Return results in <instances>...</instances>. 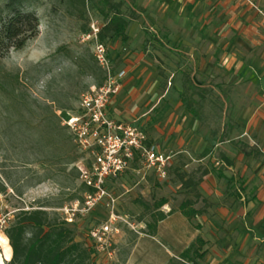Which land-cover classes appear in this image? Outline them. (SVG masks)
<instances>
[{"label": "rangeland", "instance_id": "374dc122", "mask_svg": "<svg viewBox=\"0 0 264 264\" xmlns=\"http://www.w3.org/2000/svg\"><path fill=\"white\" fill-rule=\"evenodd\" d=\"M65 1L25 2L24 11L37 17V35L21 50L5 52L0 47V185L4 188H0V212L48 204L52 207L48 211L66 219V212L58 207L84 201L80 169L88 165L89 156L79 152L73 140L68 144L70 133L62 122L57 132L52 129L55 117L77 109L81 94L105 77L94 56L99 42L107 48L115 74L129 70L119 109L114 110L123 122L115 123L144 132L148 146L155 145L173 156V166L164 180L129 171L108 183V190L117 198L116 213L128 217L135 229L122 226L113 257L93 253L94 263L169 264L172 259L180 260V255H165L161 244L170 246L166 238L139 243L147 236L151 216L136 201L153 205L166 198L169 208L161 211L179 212L181 203L192 197L178 175L198 178L208 170L221 173L220 182L227 170L221 157L224 152L235 154L241 149L245 156L255 151L232 141L235 132L227 131V126L234 106L225 95L237 90L240 75L248 76L240 62L244 53L253 60V31L264 28V0H114L123 4L128 20L133 13L138 16L129 21L127 42L114 38L101 41L95 30H100L105 20L96 8L87 2L83 10L71 15ZM5 4L6 0H0V32L1 20H8ZM260 21L263 24L258 26ZM245 33L242 41L246 45L240 40ZM185 74L201 88L202 105L182 102ZM70 156L79 159L67 163ZM262 159L251 157L256 165L245 161L244 166L253 172ZM246 175L248 179L250 175ZM242 180L223 181L217 202L206 199V214L222 205L237 204L245 196ZM203 207V202L195 206ZM108 216L105 200L92 211L76 214L72 224L87 247L88 232ZM201 217L191 221L193 225L199 224ZM171 225L180 237L181 226L175 218ZM218 238L216 243L203 238L205 255L187 264H264V243L258 247L260 255L252 258L238 249L229 250ZM0 264H5L1 255Z\"/></svg>", "mask_w": 264, "mask_h": 264}, {"label": "crops", "instance_id": "0c3cea01", "mask_svg": "<svg viewBox=\"0 0 264 264\" xmlns=\"http://www.w3.org/2000/svg\"><path fill=\"white\" fill-rule=\"evenodd\" d=\"M262 24L263 22L260 21L258 26ZM253 33V60H249L248 54L244 53L240 62L245 68L243 72H246L248 76L240 75L238 77L237 90L225 96L233 101L234 106L231 116L232 122H229L227 126V131L235 132L236 137L232 141L237 140L241 142L239 147L255 148V151L248 153V155L245 154V156L249 157L246 158V162L243 161L245 156H243L244 153L241 149H238L235 154H233V151L230 153L224 152L221 157L227 170L222 173L224 175L223 179L219 182L218 176H221V173H209L200 186L203 197L215 203L220 194L218 189L224 185L223 181L229 182L234 179L241 181L243 179L245 196L233 207L231 205H222L212 212L213 214L202 215L201 218H198L199 224L197 223L196 225H193L194 223L187 220L180 212H174L159 225L156 238L147 235L141 237L139 243L145 239L150 242V240L158 239L162 241L166 238L170 246L163 241L161 244L165 255H181L198 236H202L206 241L209 240L214 243L219 240L218 236H220L222 238L220 244L227 245L229 250L238 249L242 254L250 255L252 258L255 255H260L258 247L261 243H264V28L259 27L258 31L254 30ZM245 35L246 33L241 34V41ZM242 42L246 45L245 41ZM234 62L232 61L231 65ZM237 64L239 65V62ZM128 71L127 69L126 72ZM126 82L125 79L121 92L112 99L109 106V117L119 123L123 121L114 113V110L119 109L116 107L123 98L122 91ZM196 87L199 89L200 95L191 97L189 94L188 97L190 101L193 99L198 102L194 104L202 105L205 97L200 90L201 88L197 85ZM195 96H199L200 99L197 101L194 99ZM192 111L194 110H191L190 113L196 119H200L198 113L194 111L195 113L193 114ZM132 122L134 121H128L127 123ZM162 152L168 154L164 151ZM235 155L236 159H234ZM255 156L263 159L256 170L252 172L244 166V162L253 166L256 165V160L250 161L251 157ZM246 174L250 175L248 179ZM250 194H252V198L249 197ZM164 207L169 208L168 204ZM173 218L181 226L180 237L177 236V231L173 230L175 226L171 225ZM0 248L1 250L3 249L1 243ZM12 256L13 251L11 248L10 258L7 259L5 256V264L12 259Z\"/></svg>", "mask_w": 264, "mask_h": 264}, {"label": "trees", "instance_id": "16d2710c", "mask_svg": "<svg viewBox=\"0 0 264 264\" xmlns=\"http://www.w3.org/2000/svg\"><path fill=\"white\" fill-rule=\"evenodd\" d=\"M27 1L36 0H6L4 11L7 13L8 20H1L3 27L0 32V47L1 49L5 48V52L12 48L15 50L23 49L28 40L37 35V17L24 11L23 6ZM87 2L91 3L105 20L104 26L98 33L101 41L107 38L120 39L123 42L129 40V21L138 19L136 13H133L129 18L130 20H128L122 12L123 4L114 0H66V10L71 15H74L75 12L83 10ZM104 80L105 77L95 86H101ZM188 94L193 97L194 95H200V92L190 75L185 74L184 102L190 101ZM191 103L198 102L192 99ZM192 113L194 114L195 112L192 111ZM62 115H65L64 112H62ZM55 119L56 122L53 123L54 127L52 130L57 132L56 130L58 129L56 128L61 124L62 117H55ZM64 128L67 129L66 127ZM71 140L73 139L69 134L68 144ZM78 159V156H70L67 163H74ZM208 174L209 171L204 170L198 178L193 176L187 178L186 174L178 175L182 187L188 189L192 197L182 202L178 210L189 221H193L208 211V201L203 198L199 189L203 179ZM83 186L86 193L89 189L85 184ZM0 188L4 191L2 185H0ZM136 202L144 207L147 214L151 216V222L147 223V235L155 237L157 235L158 223L163 222L174 213L173 210L168 214L161 211L168 204V199L161 198L153 205L140 199ZM200 202L204 203V207L200 209L195 208ZM50 206L48 204L36 207L31 206L32 209L30 211L20 210L17 213L14 221L5 231L8 239L0 237V243L3 247L2 251H0L2 260L5 262V256L7 259L10 258V249L12 248V259L6 262V264H95L93 252L81 239L78 227L68 223L57 213L48 211V208H52ZM58 208L62 209L64 206ZM205 245L204 239L198 236L180 255V260L172 259L169 264L195 262L198 258H202L205 255V252L202 251Z\"/></svg>", "mask_w": 264, "mask_h": 264}, {"label": "built area", "instance_id": "2783aa9c", "mask_svg": "<svg viewBox=\"0 0 264 264\" xmlns=\"http://www.w3.org/2000/svg\"><path fill=\"white\" fill-rule=\"evenodd\" d=\"M98 32L96 29L95 35ZM94 56L105 74L103 84L82 93L77 109L64 112L65 115L60 113L62 124L78 151L89 156L88 165L80 169L82 182L89 190L82 203L76 201L62 210L67 215L65 220L72 224L77 213L92 211L105 200L108 219L88 232V241L93 253L106 254L111 259L115 254V240L123 232L122 226L134 230L135 224L116 213L117 198L108 190V183L117 181L129 171L142 173L143 178L152 175L164 180L173 164V156L163 153L155 145L148 146L147 136L141 130L115 123L109 117V106L121 91L126 71L113 72L108 50L102 43L95 45ZM135 165H139L138 169ZM31 209L28 205L21 210ZM19 211L0 212V233H5Z\"/></svg>", "mask_w": 264, "mask_h": 264}]
</instances>
